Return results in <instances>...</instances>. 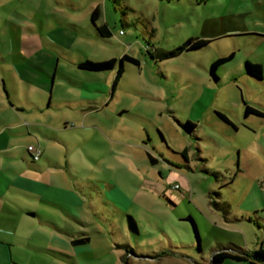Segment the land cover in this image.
Segmentation results:
<instances>
[{
    "label": "rangeland",
    "instance_id": "1",
    "mask_svg": "<svg viewBox=\"0 0 264 264\" xmlns=\"http://www.w3.org/2000/svg\"><path fill=\"white\" fill-rule=\"evenodd\" d=\"M98 5L110 37L91 22ZM188 39L209 42L166 56ZM232 53L216 82L212 62ZM124 54L139 63L125 60L115 84ZM111 58L112 70L79 67ZM248 60L264 67V0H0V166L20 170L27 147H39V163L49 166L50 155L62 166L48 177L72 208L54 226L22 214L20 206L38 207L39 191L7 190L5 248L24 264H73L66 255L76 264H149L130 247L169 264L179 258L170 250L211 261L223 246L258 248L264 116L244 114L246 105L264 113V74L249 75ZM184 149L189 164L175 155ZM86 235L89 244L72 246Z\"/></svg>",
    "mask_w": 264,
    "mask_h": 264
},
{
    "label": "crops",
    "instance_id": "2",
    "mask_svg": "<svg viewBox=\"0 0 264 264\" xmlns=\"http://www.w3.org/2000/svg\"><path fill=\"white\" fill-rule=\"evenodd\" d=\"M255 63L262 64L261 62H255ZM11 80H13V78ZM11 106H13V104ZM258 111L263 113L260 110ZM251 115H257V114H249L248 116L245 115V118L247 119ZM220 119L224 123H226V125L236 129L235 125L232 123V121L229 118H228L229 122L224 121V119H222L221 117ZM11 126H12L11 123L7 122L4 124L2 129ZM35 127L39 128L40 130L39 126H35ZM175 155L179 157V159H181L182 161L184 160L181 152H176ZM186 156H187L186 162L189 164L188 153ZM46 158L50 162V165L47 167L39 163L40 159L34 161L30 153L26 149V152L22 155V159L26 164L24 166H21L20 170H15L13 168H10L8 169V171H11V173H9L0 166V200L1 197L4 198L7 190L16 189L17 192L21 194H23V191H28V192L39 191L42 197L38 199L39 200L38 207L33 209L27 206H20L22 214L33 217H37V216L41 217L42 222L47 224H52L55 226L56 224H54L52 220L59 215L60 210L68 214H72V208L63 200L62 192L64 189L60 185H56L55 183H53L52 179L48 177L49 175L53 174L52 169H60L62 168V166L54 163V159H52L50 155H46ZM113 203L116 204L117 201L113 200ZM85 237L89 238L87 243L75 242L76 240ZM90 241H91L90 236L86 235L84 237L72 239L71 244L72 246L76 247L80 245H87L90 243ZM140 253L144 254V256L143 257L134 256L133 259L146 260L149 264L160 263L165 259L161 257V255L159 254L156 257H150L153 254H157L156 252H152V253L140 252ZM21 254L27 256L28 258L31 257V254H29V252L26 251H22ZM168 256L179 257V258H172L169 264H211L209 260L199 261L198 259H193L189 256L184 255L183 253H178V252H174V253L170 252ZM65 257L69 259L73 264H76L72 256L66 255ZM12 262H16L18 264H24L22 263V261H20L19 258L14 259L12 248L9 249L5 248V241L0 238V264H11ZM129 264H133V260ZM221 264H249V263L245 261L226 260Z\"/></svg>",
    "mask_w": 264,
    "mask_h": 264
},
{
    "label": "trees",
    "instance_id": "3",
    "mask_svg": "<svg viewBox=\"0 0 264 264\" xmlns=\"http://www.w3.org/2000/svg\"><path fill=\"white\" fill-rule=\"evenodd\" d=\"M102 17V9L100 7V5L96 6L92 13H91V22L93 23V25L96 27L97 31L103 36V37H110L112 35L111 30L109 29L107 24H102L99 25L98 21L100 20V18ZM209 41L208 40H193V39H188L183 45L177 47L176 49L172 50L171 52L167 53L166 56L167 57H171V56H175L180 54L181 52L185 51V50H191V49H196V48H200L205 46ZM234 57V53L228 55V56H224V57H220L218 59H216L215 61L212 62L211 66H210V74L211 76L214 78V80L216 82H220L221 78L218 75V69L221 65L225 64L226 62L232 60ZM127 60L130 61L132 63L138 64L139 61L134 58L129 56L128 54H124L121 59V65L118 69L117 75H116V80H115V84L117 83V81L121 78L123 72H124V68H123V62ZM118 63V59L116 58H111L108 60H104V61H91V60H85L79 63V67L82 69H86V70H90V71H107V70H112L115 68V66ZM246 70L247 73L253 77H255L256 79H262L263 77V72H264V67L262 64L260 63H253L251 61H246ZM249 114H257L260 116H264V113L259 112L258 110H256L255 108H253L250 105H246V109H245V115L248 116ZM218 115L224 119V121L229 122V119L221 112H218ZM185 128L188 129L189 131H193L196 128V125L194 123L191 122H187V124L185 125ZM187 149H184L182 151V156L185 157V159L187 158ZM150 161L154 162L155 158L151 155H149ZM237 171H240V169H238ZM220 193H215L216 196H219ZM214 204L218 207V208H225V206H222L223 204H219L217 202H214ZM188 219L191 221L193 230H194V234H195V238L197 240V250L198 252L201 253V235L197 226L196 221L194 220V218H192V216H189ZM127 222H128V226L129 229L134 232L135 234L139 233V228H138V224L136 219L128 214L127 215ZM89 240L88 237L85 238H81L79 240H76V243H87ZM128 246V245H127ZM169 252H172L171 250ZM127 253H131L136 257H143L144 254L137 252V250L135 248L130 247V249L127 251ZM158 254H153L150 257H156ZM226 260H236V261H245L248 262L249 264H264V241H262L259 245L258 248L254 249L253 251H250L248 249H244L236 244H231L227 247H222V248H216L213 251V255H212V259L210 261L211 264H221Z\"/></svg>",
    "mask_w": 264,
    "mask_h": 264
},
{
    "label": "built area",
    "instance_id": "4",
    "mask_svg": "<svg viewBox=\"0 0 264 264\" xmlns=\"http://www.w3.org/2000/svg\"><path fill=\"white\" fill-rule=\"evenodd\" d=\"M27 150L30 153V155L34 161L39 160L42 156V151L39 147H36L34 145H29L27 147Z\"/></svg>",
    "mask_w": 264,
    "mask_h": 264
}]
</instances>
